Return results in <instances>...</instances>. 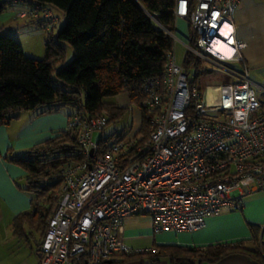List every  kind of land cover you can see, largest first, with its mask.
<instances>
[{
  "label": "built area",
  "instance_id": "built-area-1",
  "mask_svg": "<svg viewBox=\"0 0 264 264\" xmlns=\"http://www.w3.org/2000/svg\"><path fill=\"white\" fill-rule=\"evenodd\" d=\"M7 1L24 6L18 17L57 23L47 5ZM239 2L176 0L174 15L186 23L187 40L175 26L166 32L199 65L185 69L172 48L162 75L142 82L140 105L149 115L145 137L121 132L109 141L95 140L93 132L107 125V113L89 116L73 106L65 130L76 133L77 157L43 176L59 181V189L38 264L118 262L142 251L125 242L127 217L148 215L153 233L194 231L210 215L241 209L244 194L264 189V87L254 88L240 52L246 43L235 37ZM210 72L230 80L200 87L197 78Z\"/></svg>",
  "mask_w": 264,
  "mask_h": 264
},
{
  "label": "trees",
  "instance_id": "trees-1",
  "mask_svg": "<svg viewBox=\"0 0 264 264\" xmlns=\"http://www.w3.org/2000/svg\"><path fill=\"white\" fill-rule=\"evenodd\" d=\"M28 1L49 8L54 6L64 13L66 20L54 35H46L44 54L40 58L26 55L14 37L0 32V124L16 118L22 110L46 106L48 111H54L62 105L72 109L76 105L77 110L89 116L104 111L109 123L131 110V103H135L142 111L140 131L145 137L149 115L140 105L141 84L163 73L166 54L174 45L166 30L174 29L176 0ZM10 4L0 0V14ZM28 20L40 26L48 23L51 28L58 23V18L56 24L42 19ZM64 43L70 44L74 52L69 62L65 59ZM192 64L199 65V62L186 53L185 69ZM123 90L131 102L128 107L104 101ZM119 133L100 140L109 141ZM77 149L76 133L64 129L33 145L24 157L5 155V159L25 170L23 189L34 195L32 211L46 224L56 201L59 181H43V176L49 169L75 159ZM26 215L27 212L17 217ZM249 227L256 240L257 226L249 224ZM233 252H247L264 261L263 248L247 249L239 241L199 247L155 243L147 250L122 255L120 262L138 258L143 264H158L166 258L170 264H197L215 262Z\"/></svg>",
  "mask_w": 264,
  "mask_h": 264
},
{
  "label": "crops",
  "instance_id": "crops-1",
  "mask_svg": "<svg viewBox=\"0 0 264 264\" xmlns=\"http://www.w3.org/2000/svg\"><path fill=\"white\" fill-rule=\"evenodd\" d=\"M20 6L24 7L20 4L19 9L22 8ZM0 16L3 14L1 13ZM233 17L235 37L246 43V46L240 51L241 56L249 68L252 84L258 90V88L264 87V0H240ZM22 19L24 22L33 23L28 19ZM9 23L5 22L6 26L2 24L0 28L5 26L18 30L19 23L14 21L12 22L14 24ZM182 25H184L182 20L175 21L176 33L180 38ZM213 91L214 89L210 88L208 93ZM40 108L44 109L43 107L31 109L33 112L31 119L33 121L40 118L50 119V122L46 124L50 126L49 130L39 131L36 125L33 128L24 129L26 131V134L22 135L24 142L19 145L22 150L15 151V148H12V155L25 153L40 141L60 134V131L66 127L67 116L73 111L71 107V110L63 116L57 111L43 112ZM19 116L18 114L16 118ZM16 118L10 119L6 124H0V264H38V249L46 223L32 211L34 195L23 189L22 179L25 176V170L5 159L13 136L12 130L9 128L12 126V120ZM240 202L241 209L225 208L217 215L208 216L205 227L201 229L178 233L172 231L153 233L150 228L146 235L150 239L155 238L156 244L189 247L242 241L243 246L247 249L263 248L262 255L264 257V189L244 194ZM25 212H27L26 216L17 217ZM130 217H127L124 222ZM249 224L257 226L258 238L256 240L252 237ZM124 231L127 245L133 250H145V248H135L133 236L126 233L125 227ZM104 264L143 263L138 258H128L121 262ZM158 264L170 263L166 258H163ZM197 264H264V261L247 252H233L215 262L203 261Z\"/></svg>",
  "mask_w": 264,
  "mask_h": 264
},
{
  "label": "rangeland",
  "instance_id": "rangeland-1",
  "mask_svg": "<svg viewBox=\"0 0 264 264\" xmlns=\"http://www.w3.org/2000/svg\"><path fill=\"white\" fill-rule=\"evenodd\" d=\"M20 4L11 3L4 12H2L3 16H0V27L1 25H5L4 23H12L13 21L15 23H19V28L16 29H10L8 27L0 28V32H5L6 34L10 35L11 37H14L20 44L24 51V53L28 56L40 58L44 54V39L48 33L55 34L56 30L62 26L65 23V16L64 13L52 6L50 9H52L55 16L58 18V23L53 28L48 23H45L44 25H38L36 23H27V21L24 22V19L21 17H16V11L19 9ZM22 7V6H20ZM18 8V9H16ZM1 15V14H0ZM183 21V20H182ZM184 22V21H183ZM9 23V24H10ZM14 24V23H12ZM8 25V24H7ZM181 38L187 40L188 35V29L187 25L184 22V25L181 26ZM186 33V34H185ZM64 46L66 48V62H69L73 56L74 52L70 44L64 43ZM174 51L176 54V61L179 65H183L186 60V47L182 45L179 42L175 41L174 44ZM60 62H58L57 66H60ZM193 75V72H191V76ZM230 80V77L223 73H216V72H210L206 73L201 77H198L196 82L200 85V87L203 86H212L217 85L222 82H227ZM105 102H111L114 103L117 106L121 107H128L130 105V101L128 99L127 93L125 90L120 92L119 94L109 96L104 98ZM54 108V107H53ZM131 110L124 111L123 114H121L119 117L110 120V122L103 127L100 130H96L93 132V139L100 140V137L102 138H108L113 135V133H121V132H129L128 134L131 136H134L136 134L141 133L140 129L142 126V111L141 109L135 104L131 103ZM43 110L42 108H40ZM45 111L46 106H44ZM71 110V107L69 105H62L59 107H55L54 111H57L60 113V115L65 116L69 111ZM104 112V111H103ZM31 113L32 110H22L18 114L20 115L18 118L12 120L11 122V128L12 130V138H11V145L9 147V150H7L6 156H10L12 154V148H15L16 150H22L19 148L20 144H23V138L22 135L26 134V131L24 129H30L36 127L39 131L42 130H49L50 126L46 125L50 122V119L48 118H40L37 121H33L31 119ZM128 126V127H127ZM129 128V129H128ZM26 153L20 154L21 156H26ZM25 177H23L24 179ZM22 179V182L24 180ZM130 219V220H129ZM129 219H127L123 224V226L126 229V233L130 234L134 238V243L136 244L135 248H145L146 250L149 248H152V246L156 243V239L154 238H148L147 232L152 226L151 218L146 214H140V215H134L131 216Z\"/></svg>",
  "mask_w": 264,
  "mask_h": 264
},
{
  "label": "bare ground",
  "instance_id": "bare-ground-1",
  "mask_svg": "<svg viewBox=\"0 0 264 264\" xmlns=\"http://www.w3.org/2000/svg\"><path fill=\"white\" fill-rule=\"evenodd\" d=\"M215 45H216V48L222 49L225 52H229V48L225 44H223V43H216Z\"/></svg>",
  "mask_w": 264,
  "mask_h": 264
},
{
  "label": "water",
  "instance_id": "water-1",
  "mask_svg": "<svg viewBox=\"0 0 264 264\" xmlns=\"http://www.w3.org/2000/svg\"><path fill=\"white\" fill-rule=\"evenodd\" d=\"M143 151H144V149H141L138 153H136L133 157H131V160L134 159L136 156H138Z\"/></svg>",
  "mask_w": 264,
  "mask_h": 264
}]
</instances>
